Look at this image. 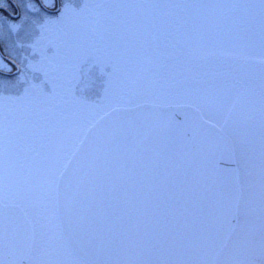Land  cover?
Here are the masks:
<instances>
[{"label": "rangeland", "instance_id": "374dc122", "mask_svg": "<svg viewBox=\"0 0 264 264\" xmlns=\"http://www.w3.org/2000/svg\"><path fill=\"white\" fill-rule=\"evenodd\" d=\"M17 2L19 18L0 14V50L22 66L0 76V202L32 223L28 264H86L61 232L59 175L95 121L143 103L194 106L231 137L239 220L215 264H264V0H61L56 19Z\"/></svg>", "mask_w": 264, "mask_h": 264}, {"label": "water", "instance_id": "95a60500", "mask_svg": "<svg viewBox=\"0 0 264 264\" xmlns=\"http://www.w3.org/2000/svg\"><path fill=\"white\" fill-rule=\"evenodd\" d=\"M239 198L232 140L193 106L146 103L88 129L59 177L57 214L88 264H214ZM32 246L24 211L0 202V264H28Z\"/></svg>", "mask_w": 264, "mask_h": 264}, {"label": "flooded vegetation", "instance_id": "af4514ba", "mask_svg": "<svg viewBox=\"0 0 264 264\" xmlns=\"http://www.w3.org/2000/svg\"><path fill=\"white\" fill-rule=\"evenodd\" d=\"M28 1L26 0V5H29ZM0 3H1L0 4V14L1 15H3L4 17L11 18V19H15V18L20 17L21 9L19 7L17 0H1ZM30 3L32 5L35 4L37 6V8H36L37 10H39L41 7L43 9V11L46 12L52 19H56V17L60 16V13L62 10L61 0H54V6L53 7L45 5L44 2H42V0H30ZM101 5L103 7L104 4H101ZM32 11L34 12L33 9H32ZM237 17L238 16L234 17V19L235 18L237 19ZM227 19H229V17H227V18H224L222 16L220 17V20H221L220 26L221 27L219 26L218 27L219 29L225 28L228 30V27H226V23H223ZM9 51L7 52V50H5V51L0 50L1 61L4 63V65L7 68L4 70H0V76L7 77V78L19 76L21 74V70H22V66H21L20 62H18L12 56H10ZM27 69H31V68L29 66H27ZM260 97H261V101H259V107H261L264 110V94H261ZM259 123H260V125H259V159H261V157H262V162L260 164V167L264 168V116L261 117V122H259ZM263 175H264V173H263ZM259 192H260L259 221L261 220L264 223V184L259 185ZM236 228H237V226H236ZM234 232H235V230L233 231V233Z\"/></svg>", "mask_w": 264, "mask_h": 264}]
</instances>
